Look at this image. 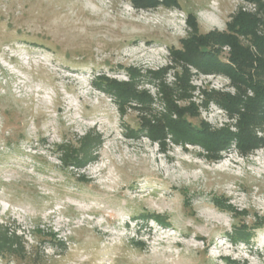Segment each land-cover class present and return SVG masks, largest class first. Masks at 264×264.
<instances>
[{
	"label": "rangeland",
	"instance_id": "rangeland-1",
	"mask_svg": "<svg viewBox=\"0 0 264 264\" xmlns=\"http://www.w3.org/2000/svg\"><path fill=\"white\" fill-rule=\"evenodd\" d=\"M213 2L219 11L209 22L203 14ZM177 11L187 16L185 33L175 27L183 23ZM191 12L199 34L226 33L242 13L258 20L264 36V0H180V7L154 9L133 0H0V232L18 236L26 255L0 264H264V226L249 244L230 240L236 224L264 220V148L242 154L235 138L215 161L200 145L174 144L171 134L165 151L146 132L129 136L168 114L162 84L174 90L178 107L195 109L187 116L194 126L239 133L240 115L207 97L236 96L233 79L172 54L193 35ZM137 46L168 53L169 66L143 69L132 57ZM230 56L231 47L222 46L220 61L231 65ZM132 70L136 90L151 103L129 100L121 111L98 80L128 83ZM185 71L190 90L181 98ZM207 75L221 83L206 85L214 79ZM217 108L224 111L216 118ZM255 133L264 139V124ZM87 134L102 138L97 160L65 168L61 147L79 148ZM214 198L247 213L235 215Z\"/></svg>",
	"mask_w": 264,
	"mask_h": 264
},
{
	"label": "trees",
	"instance_id": "trees-1",
	"mask_svg": "<svg viewBox=\"0 0 264 264\" xmlns=\"http://www.w3.org/2000/svg\"><path fill=\"white\" fill-rule=\"evenodd\" d=\"M261 2V0H255ZM138 8H157L163 5L167 8L180 7V0H133ZM188 23L193 29V35L182 41V49H172V54L177 61L192 64L204 72H222L229 75L238 88L236 96L218 93L208 94V100H214L227 109L231 114L240 115L239 133L233 134L227 129L211 130L207 124L201 123L194 126L187 120V116H196L194 108H180L174 101V90L162 84L164 99L167 104L168 114L158 119L155 123L145 121L139 131L131 130L129 136L138 138L144 135L152 141L158 142L163 151L168 145V134L172 135L174 144L200 145L211 160L218 161L223 158L237 139V147L242 154L248 155L264 148V139L257 137L255 130L264 124V36L257 33L258 20L247 14L237 15L228 25V32H210L199 34L197 17L194 13L188 14ZM240 36L251 41L256 53L247 45H244ZM231 47V65L220 61L221 47ZM156 77L159 74L155 75ZM132 80L128 83L109 81L105 78L98 80V85L113 93L119 100V108L124 111V105L129 100H137L148 108L151 97L145 92L136 90L137 72L132 70ZM179 89L181 98L189 96V74L185 71L180 77ZM252 89L253 97H247V90ZM176 114V118H172ZM102 144L100 135L87 134L81 141L80 147L62 146V164L65 168H84L89 163L97 160L95 150ZM80 178H84L81 176ZM85 179V178H84ZM187 203L188 202V199ZM216 206L227 209L235 215L246 214L247 211L237 212L228 204L227 199L214 198ZM144 219L152 218L158 223L167 225L165 217L160 215H143ZM257 223L249 226L246 223L236 224L230 235L232 243H251L258 227L264 226L263 218L256 217ZM19 255L26 257L21 240L15 234L10 235L8 231L0 232V258L7 255ZM227 264H235L231 260H225Z\"/></svg>",
	"mask_w": 264,
	"mask_h": 264
},
{
	"label": "built area",
	"instance_id": "built-area-1",
	"mask_svg": "<svg viewBox=\"0 0 264 264\" xmlns=\"http://www.w3.org/2000/svg\"><path fill=\"white\" fill-rule=\"evenodd\" d=\"M249 6H253L254 4L248 2ZM216 11H219L218 5L216 3H212L211 5V10L209 12H206L205 14H203V16L206 18L207 21L209 22H214V18H215V14ZM172 15L174 17V19L176 21H181L183 23L177 24L175 27L177 29H179L178 31H182L185 33L186 28H187V24H186V20H187V16L185 14H183L181 11H177V12H172ZM145 52V54H144ZM141 52L139 50V46H137V49L135 50V52L133 54L132 57L135 58L138 63H142L143 69H150V70H154L155 69H164L167 68L169 66V63L167 62V58L169 56L168 53H165L163 50H159V48H154L152 47L151 49H148V51H144ZM140 55V57L137 58V56ZM150 55V56H149ZM149 60H151L149 62ZM142 69V70H143ZM209 77L214 78L213 80H210V82H205L206 85H215V83H221L219 82L218 79L215 78V75H207ZM203 82V81H202ZM204 83V82H203ZM224 109L222 108H217V110L214 111V117H218L219 115H221L223 113Z\"/></svg>",
	"mask_w": 264,
	"mask_h": 264
}]
</instances>
